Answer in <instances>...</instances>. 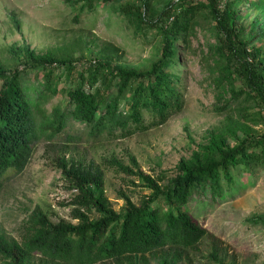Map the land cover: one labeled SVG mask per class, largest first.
<instances>
[{
	"label": "trees",
	"instance_id": "1",
	"mask_svg": "<svg viewBox=\"0 0 264 264\" xmlns=\"http://www.w3.org/2000/svg\"><path fill=\"white\" fill-rule=\"evenodd\" d=\"M122 1L85 0L84 7L115 3L137 32L155 29L156 58L148 69L116 68L97 60L81 68L49 53L37 55L29 47L24 51L29 69L39 72V85L24 83L18 69L10 72L0 66V191L9 172L25 169L35 141L42 136L52 138L73 123L83 125L91 140L127 136L180 113L185 107L178 71L181 44L190 42L201 18L213 22L219 59L226 63L224 75L216 81L219 110H230L233 98L243 106L246 102L260 106L264 119V49L255 45V22L251 32L244 23L246 6L264 9V0H170L156 19L151 16L154 0ZM62 77L65 99L48 110L45 105L59 93ZM236 78L241 81L239 87ZM218 149L205 163L180 164V174L165 185L140 171V180L151 192L140 204L126 198L124 212L111 207L102 169L61 161L66 180L78 190L72 210L78 222H53L36 208L23 240L0 230V263L151 264L147 255H154L159 264H178L184 251L196 248L207 235L190 212V202L199 196L214 201L230 198L244 184L243 173L254 174L264 167V133L247 132L236 146ZM92 211H97V218H91ZM258 220L264 223V218Z\"/></svg>",
	"mask_w": 264,
	"mask_h": 264
},
{
	"label": "rangeland",
	"instance_id": "2",
	"mask_svg": "<svg viewBox=\"0 0 264 264\" xmlns=\"http://www.w3.org/2000/svg\"><path fill=\"white\" fill-rule=\"evenodd\" d=\"M127 1L134 2H122ZM169 1L154 0L153 19ZM84 3L0 0V66L10 72L18 69L24 83L39 85V72L29 69L24 51L29 47L37 55L49 53L81 68L97 60L116 68L148 69L156 58L157 31L146 28L137 32L115 3H100L93 9L84 7ZM244 13H248L244 18L246 31L253 30L254 21L258 36L255 45L264 49V9L247 5ZM218 43L213 22L201 18L190 42L181 44L180 49L178 71L183 79L185 107L164 124L127 136L91 140L86 138L83 125L73 123L52 138L42 136L36 140L28 165L20 173L9 172L0 191V230L23 240L36 208L53 222H78L72 216L78 190L66 180L61 161L102 169L111 207L124 212L126 198L140 204L151 192L140 180V171L165 185L180 174L183 162L205 163L218 148L236 146L247 132L264 133V119L257 104L243 99V106L232 98L230 110H219L216 81L224 75L226 63L219 59ZM240 84L236 78L235 85ZM58 89L59 93L45 105L48 110L65 99L64 77ZM240 107L246 109L240 112ZM73 135L80 138L70 139ZM241 181L244 184L240 183L230 198L214 201L210 196H199L190 202V212L207 235L196 248L185 250L178 264H264V223L258 220L264 218V167H258L254 174L243 173ZM90 216L97 218V211ZM147 256L151 264H159L154 255Z\"/></svg>",
	"mask_w": 264,
	"mask_h": 264
}]
</instances>
